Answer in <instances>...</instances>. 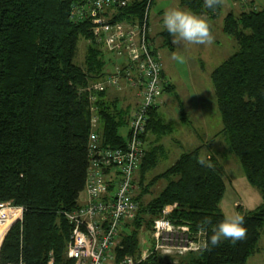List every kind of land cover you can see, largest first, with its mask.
Returning a JSON list of instances; mask_svg holds the SVG:
<instances>
[{
    "label": "trees",
    "instance_id": "trees-1",
    "mask_svg": "<svg viewBox=\"0 0 264 264\" xmlns=\"http://www.w3.org/2000/svg\"><path fill=\"white\" fill-rule=\"evenodd\" d=\"M86 1L0 0V204L23 209L22 220L6 236L5 228L0 229V264H48L50 254L54 264H74L66 256L72 227L65 213L80 207L86 187L92 98H96V133L102 147L124 149L130 136V109L119 108L117 100L106 97V91H86L116 64L115 56L105 54L96 44L88 21L71 20L73 7ZM147 1L135 0L115 9L112 20L139 23ZM180 3L201 16L222 11L220 0L213 8L205 0ZM223 32L234 38L238 49L212 73L223 125L214 141L225 137L247 181L261 192L263 204L244 215L243 239L207 246L178 264H248L260 253L264 230V9L230 10ZM164 35L170 44V36ZM81 40L87 43L82 65L75 62ZM172 89L164 83L163 92ZM158 108L148 115L145 157L135 176L139 192L134 199L139 210L136 219L123 227L120 257L139 252L141 235L152 232L154 221L167 207L173 208L168 216L173 224L186 225L192 233L204 231L207 241L212 225L224 217L220 204L227 186L224 171L212 154L214 141L209 158L202 157L201 145L149 178L158 166L162 147L150 142L146 148V142L169 129L158 118ZM125 128L129 133L122 136L120 131ZM201 158L205 164L198 162ZM169 262L153 255L141 264Z\"/></svg>",
    "mask_w": 264,
    "mask_h": 264
},
{
    "label": "built area",
    "instance_id": "built-area-1",
    "mask_svg": "<svg viewBox=\"0 0 264 264\" xmlns=\"http://www.w3.org/2000/svg\"><path fill=\"white\" fill-rule=\"evenodd\" d=\"M135 0H87L73 7L71 20L88 21L97 45L123 60L106 81L87 88L91 93L120 88L122 81L141 88L138 108L130 123V136L124 149L104 148L96 130L99 127L96 98H92L93 131L90 134V169L85 199L80 207L65 216L72 227L66 256L74 264H141L153 255L162 258H182L207 248L204 231L192 233L186 225L176 226L169 219L166 208L163 216L154 221L151 247L148 240L140 241L135 256H118L123 251L121 233L127 223L136 219L139 204L135 201V176L145 157V136L149 112L158 106L163 92L161 59L153 52L150 41V12L153 0H148L143 18L130 24L111 18L115 9L127 7ZM241 11H259L254 0H231ZM114 187V188H112ZM23 209L10 203L0 204V229L5 235L22 220ZM6 223V224H5ZM19 264H25L21 261ZM48 264H54L50 254Z\"/></svg>",
    "mask_w": 264,
    "mask_h": 264
},
{
    "label": "rangeland",
    "instance_id": "rangeland-1",
    "mask_svg": "<svg viewBox=\"0 0 264 264\" xmlns=\"http://www.w3.org/2000/svg\"><path fill=\"white\" fill-rule=\"evenodd\" d=\"M222 1L223 7L219 15H217V11H214L212 15H202L209 25L211 37L210 42L202 45H193L186 42L174 43L173 37H171L169 40L170 44H168L167 38L162 35V32L166 31L163 26L165 11L172 7L187 10L181 5L180 0H154L151 7L150 25L152 28H150L151 32L153 29L152 38L155 43L154 47L159 50L158 55L161 59L162 78L164 77L163 80L173 88L171 91L161 93L157 100L159 105L158 112L173 128V132L165 139V144L171 155H173L174 152L184 153L191 151L204 144L209 138L219 134L223 129L221 114L214 92L212 73L238 49L235 42H231L233 38L222 33L220 29L224 25L225 17L229 11L231 9L235 11L239 9L232 4L231 0ZM255 1L264 9V0ZM258 5L257 7L261 9ZM214 15H217L216 19H214ZM98 46L102 48L106 54L107 51L102 46ZM86 49L87 43L81 40L79 42L78 56L75 60L77 64H83ZM174 57L179 58L177 59ZM114 61L113 64H116L110 66L111 68L108 75L113 74L118 66L123 65V60L116 56ZM119 61H121V63ZM96 83L97 82H94L92 85ZM138 88L139 87H137V89ZM118 89L120 88H114V90ZM139 89L141 90V88ZM111 90H113V88ZM135 96L139 103L140 95ZM117 99H119L118 95H114L110 100L113 101ZM126 103L127 105H131L129 100ZM137 108L138 105L136 109ZM182 112L186 113L189 123L185 124L180 120ZM126 133L127 128L120 131L122 136H126ZM175 139L182 141L184 146L179 147L177 144H173ZM167 141H171V145H168ZM209 153L208 149H204L202 156L205 157V154L207 156ZM212 153L217 157L224 171V179L227 186L225 196L220 204L221 213L225 215V213L238 212L242 215H246L255 211L263 204L262 194L256 187L250 185L247 181L243 168L236 156L231 153L228 141L225 137L219 136L217 138L216 144L212 147ZM173 163V157L161 162L158 168L153 172V175L163 172ZM153 175L150 177L152 178ZM138 192L139 189L136 190L135 194L137 195ZM84 199L85 195L83 193L80 200L82 201ZM146 200L149 201L150 198L148 197ZM238 206L242 208L238 209ZM145 239L148 240L149 243L151 242V232L150 234L143 232L140 241ZM151 246L150 243L147 247ZM259 247L260 253L258 254L264 257V230L260 237ZM198 253L199 252L191 254ZM164 259L165 263H170L169 261H172V264H178V261L181 260V258L175 257H164Z\"/></svg>",
    "mask_w": 264,
    "mask_h": 264
},
{
    "label": "clouds",
    "instance_id": "clouds-1",
    "mask_svg": "<svg viewBox=\"0 0 264 264\" xmlns=\"http://www.w3.org/2000/svg\"><path fill=\"white\" fill-rule=\"evenodd\" d=\"M209 8L217 3V0H205ZM163 26L173 37V42H186L193 45H202L210 42L209 25L207 21L195 12L172 7L165 11ZM179 58V57H174ZM205 164L203 158L198 160ZM212 235L208 238L207 246H216L223 240L232 242L243 239L246 235L245 217L240 213H225L223 219L212 225Z\"/></svg>",
    "mask_w": 264,
    "mask_h": 264
},
{
    "label": "crops",
    "instance_id": "crops-1",
    "mask_svg": "<svg viewBox=\"0 0 264 264\" xmlns=\"http://www.w3.org/2000/svg\"><path fill=\"white\" fill-rule=\"evenodd\" d=\"M221 2H222V7H223V1L222 0H220ZM255 1V0H254ZM231 3V2H230ZM255 3H256V1H255ZM257 4V3H256ZM258 5V4H257ZM259 6V5H258ZM260 7V6H259ZM261 8V7H260ZM262 9V8H261ZM232 10V9H231ZM238 12H239V10H237ZM152 28V27H151ZM221 30V32L222 33H224L223 32V26H222V28L220 29ZM152 32H153V29H152ZM152 32L150 33V36L152 37ZM164 32H167V30L166 31H164ZM164 32H162V35H164ZM168 33V32H167ZM225 34V33H224ZM168 36H170V39H171V37H172V35L170 34V33H168ZM164 37H166L165 35H164ZM233 38V37H232ZM169 39V40H170ZM154 40V39H153ZM231 42L232 43H234L235 42V45H237V42L234 40V38L231 40ZM154 46H155V43H154ZM238 46V45H237ZM155 48V50L157 51V54L159 53L158 51V49L156 48V47H154ZM230 58V57H229ZM84 60H85V58H84ZM120 63H121V61H119ZM225 62V61H224ZM223 62V63H224ZM83 63H84V61H83ZM218 68V67H217ZM114 70V69H113ZM113 72V71H112ZM110 75H112V74H110ZM110 75H107V76H110ZM104 77V78H102L101 80H99V81H97V82H101V81H106L107 80V78L108 77ZM165 82V81H164ZM166 83V82H165ZM93 84V83H92ZM91 84V85H92ZM121 84H122V86L120 87V89H118V90H111L112 88H108L107 90H106V92H107V94H108V96H106V97H108L109 99H112V96H114V95H118V97H119V99H117V101H118V105H119V108H129L130 109V111H129V122L131 121V119L133 118V116H134V114H135V112H136V107H137V105H138V102H137V97L135 96V95H140V89L138 90L137 89V87H135V86H133L130 82H127V81H122L121 82ZM167 84V86H169V84L168 83H166ZM91 85H89L88 87H90ZM139 91V92H138ZM131 92V93H130ZM129 100V103H131V105H127V101ZM133 101H134V103H133ZM95 105V104H94ZM96 106V105H95ZM157 116H158V118H160L165 124H167L168 126H169V129H168V131H167V133L165 134V135H163V136H161V137H158V136H153V137H150L149 138V142L147 143L146 142V148L147 147H149L150 146V142L152 143H154V146H161L162 147V149L160 150V154H161V156H160V158H159V163H158V166L160 165V163L161 162H164L165 160H167V159H169L170 157H173V160H174V163L172 164V165H174L175 164V162L180 158V156L182 155V154H184V153H187V152H184V153H178V152H174L173 153V155H171L170 154V152H169V149H168V147L166 146V144H165V139L168 137V135L169 134H171L172 132H173V128H172V126L170 125V124H168L165 120H164V118H163V116L157 111ZM180 120L182 121V122H184L185 124L186 123H189V120H188V117H187V115H186V113L185 112H182L181 113V118H180ZM129 125H130V123H129ZM129 128V127H128ZM128 128H127V133H126V135H128V133H129V131H128ZM217 135V134H216ZM215 135V136H216ZM215 136H213L212 138H209L204 144H202V145H204V149H208L209 150V152H210V148H211V146H210V143H212L213 141H214V137ZM218 138V137H217ZM217 138L215 139V141L213 142V145H212V147L216 144V140H217ZM147 144H149V145H147ZM167 144L168 145H171V141H167ZM173 144H177L179 147H182V146H184L183 145V143H182V141H180V140H178V139H175L174 141H173ZM206 147V148H205ZM197 148V147H196ZM212 150V149H211ZM192 151V150H191ZM188 152H190V151H188ZM203 152V151H202ZM213 154V153H212ZM211 156V152L206 156V154H205V157H203V158H209ZM171 165V166H172ZM158 166H157V168H158ZM170 166V167H171ZM170 167H168V168H170ZM156 168V169H157ZM167 168V169H168ZM166 170V169H165ZM164 170V171H165ZM163 171V172H164ZM162 173V172H161ZM158 174H160V173H158ZM158 174H155V175H153V173L150 175V176H152L153 175V177L154 176H156V175H158ZM149 176V178H151ZM136 190H137V188H136ZM136 190H135V192H136ZM84 200H82L81 202H83ZM242 206V205H241ZM238 207H240V206H238ZM237 207V208H238ZM167 208H169V210H173V208L172 207H167ZM242 208V207H241ZM240 208V209H241ZM239 209V208H238ZM244 216V215H243ZM5 232V231H4ZM3 235V234H2ZM2 237V236H1ZM1 237H0V239H1ZM4 240V239H3ZM3 240H2V242H3ZM1 245H2V243H1ZM1 247V246H0ZM189 256V255H188ZM188 256H186V257H183V258H181V260L182 261H187L188 259H189V257ZM179 262V261H178ZM248 264H264V257L263 256H261V254H256L254 257H252L251 259H250V261L248 262Z\"/></svg>",
    "mask_w": 264,
    "mask_h": 264
},
{
    "label": "water",
    "instance_id": "water-1",
    "mask_svg": "<svg viewBox=\"0 0 264 264\" xmlns=\"http://www.w3.org/2000/svg\"><path fill=\"white\" fill-rule=\"evenodd\" d=\"M5 236H6V235H5ZM5 236H4V238H5ZM4 238H3V239H4Z\"/></svg>",
    "mask_w": 264,
    "mask_h": 264
}]
</instances>
